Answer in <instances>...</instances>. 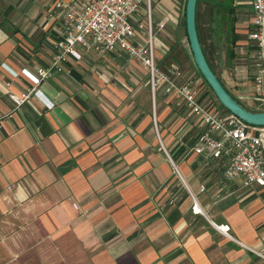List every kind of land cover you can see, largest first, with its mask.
<instances>
[{
    "label": "crops",
    "instance_id": "0c3cea01",
    "mask_svg": "<svg viewBox=\"0 0 264 264\" xmlns=\"http://www.w3.org/2000/svg\"><path fill=\"white\" fill-rule=\"evenodd\" d=\"M54 1L0 0V264H264L245 247L264 253V186L226 182L222 162L191 152L198 125L164 86L151 94L142 64L120 51H90L66 56L36 85L21 72L48 66L60 37L58 18L47 16ZM235 3L226 56L249 76L250 2ZM150 4L156 66L196 86L183 22L164 33L175 23L173 0ZM128 19L132 41L142 44L143 4ZM198 40L222 86L250 108ZM31 87L39 95L13 107L6 92ZM198 90L225 113L208 89ZM190 195L201 214L190 212ZM221 222L245 246L214 230Z\"/></svg>",
    "mask_w": 264,
    "mask_h": 264
},
{
    "label": "built area",
    "instance_id": "2783aa9c",
    "mask_svg": "<svg viewBox=\"0 0 264 264\" xmlns=\"http://www.w3.org/2000/svg\"><path fill=\"white\" fill-rule=\"evenodd\" d=\"M249 2L251 22L247 36L254 52L248 77L252 100L264 106V0ZM141 4L144 8L146 40L142 44H135L132 41L134 27L128 16L137 12ZM47 16L58 18L60 37L54 44L48 66L37 68L35 74L21 70L33 85L59 72L66 56L77 60L84 52L120 51L147 69L152 95L155 86H164L166 91L173 94L176 104L195 120L198 129L189 144L191 152L222 162L221 177L226 182L239 177L244 187L264 186V126L247 124L231 113H219L199 98L196 86L177 82L156 66L151 42L150 0H83L79 3L55 0ZM162 26L163 23L157 25L159 28ZM29 95L39 94L34 87L19 95L9 90L6 92L13 107L19 106ZM46 105L50 106L48 102ZM173 170L177 174L176 169ZM190 198V212L201 214L194 198L191 195ZM211 225L229 240L240 243L229 233L227 223ZM245 247L264 260L262 250Z\"/></svg>",
    "mask_w": 264,
    "mask_h": 264
},
{
    "label": "rangeland",
    "instance_id": "374dc122",
    "mask_svg": "<svg viewBox=\"0 0 264 264\" xmlns=\"http://www.w3.org/2000/svg\"><path fill=\"white\" fill-rule=\"evenodd\" d=\"M229 5L233 8L230 12L228 11ZM182 8H183V0H173L172 9L174 10V12L172 13V16L175 19V23L169 21L165 23V26L163 28L165 34H171L172 29L176 27V22H177V26L181 23ZM236 8L238 7L235 3V0H196L195 3L196 29L199 35V39L201 41V45L205 51L209 63L213 65V67L218 66L220 69H222V71H224L226 79L232 83V86H234L230 88H234V90L238 89V91L243 93L245 98L249 99L250 101L249 109L255 111H261L264 110V106L258 105L256 101L252 100L250 93L251 86L246 81L248 73L246 72V70H244V68L234 69L235 68L234 66L240 65V62L233 58L229 60L228 57L226 56L230 44L228 28L229 25L233 22L231 20V14L232 13L235 14ZM239 20L240 19L236 16L237 23ZM151 27L152 29L154 28L153 22H151ZM179 29L181 28L179 27ZM164 36L168 38L167 35ZM198 77L199 76H197V78ZM197 80L198 81H197L196 89H198V86L201 89L202 88L207 89L201 82L200 78ZM201 93L202 92H200L199 95L201 97L199 98L203 102H206L207 100L206 96H203ZM243 102H245V100Z\"/></svg>",
    "mask_w": 264,
    "mask_h": 264
},
{
    "label": "water",
    "instance_id": "95a60500",
    "mask_svg": "<svg viewBox=\"0 0 264 264\" xmlns=\"http://www.w3.org/2000/svg\"><path fill=\"white\" fill-rule=\"evenodd\" d=\"M195 2L196 0H185L184 3V31L195 68L210 88L214 98L223 108L247 124L264 126V110L251 111L238 104L208 66L197 37Z\"/></svg>",
    "mask_w": 264,
    "mask_h": 264
},
{
    "label": "trees",
    "instance_id": "16d2710c",
    "mask_svg": "<svg viewBox=\"0 0 264 264\" xmlns=\"http://www.w3.org/2000/svg\"><path fill=\"white\" fill-rule=\"evenodd\" d=\"M184 3H185V0H183V8H182V22H183V27H184ZM196 3V2H195ZM233 8L229 5L228 6V11L230 12ZM231 20H233V17L231 16ZM196 26V24H195ZM229 32H230V42L233 41L235 35L234 33L232 32V27L231 25L229 26L228 28ZM196 32H197V29H196ZM184 34H185V31H184ZM186 37V36H185ZM197 37H198V33H197ZM187 40V39H186ZM199 41V40H198ZM204 54V53H203ZM232 54H231V51L228 50V57H230ZM205 56V55H204ZM209 66V65H208ZM210 67V66H209ZM211 69V68H210ZM212 70V69H211ZM197 75L199 76V78L201 79V82L203 83V85L209 90V92L212 94L210 88L207 86V84L205 83V81L202 79L201 75L199 74V72L197 71V69H195ZM213 72V71H212ZM214 74V72H213ZM217 78V77H216ZM218 79V78H217ZM220 82V81H219ZM226 90V89H225ZM227 91V90H226ZM228 92V91H227ZM229 93V92H228ZM213 95V94H212ZM230 95V94H229ZM214 96V95H213ZM231 96V95H230ZM232 97V96H231ZM233 98V97H232ZM234 99V98H233ZM238 104H240L236 99H234ZM217 101V100H216ZM219 104V103H218ZM241 105V104H240ZM220 108L222 109V111H224L225 113H229L225 108H223L220 104H219ZM242 107H244L243 105H241ZM245 109L247 110H251L249 108H246L244 107ZM251 111H255V110H251Z\"/></svg>",
    "mask_w": 264,
    "mask_h": 264
}]
</instances>
